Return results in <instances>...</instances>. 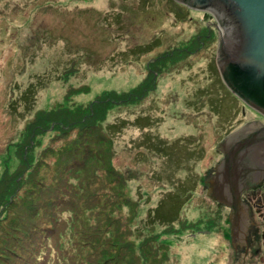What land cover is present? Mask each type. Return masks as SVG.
<instances>
[{
    "label": "rangeland",
    "instance_id": "1",
    "mask_svg": "<svg viewBox=\"0 0 264 264\" xmlns=\"http://www.w3.org/2000/svg\"><path fill=\"white\" fill-rule=\"evenodd\" d=\"M176 2L146 0L141 10L139 0H0V181L5 173L16 171L19 157L14 152L15 144L20 141L19 148L27 145L29 134L19 136L25 126L28 130L27 121L38 108H74L111 91H124L127 100L123 106L111 107L109 120L114 124L115 120L124 119L127 128L115 134L110 125L106 129L108 134L105 129L102 131L106 140L96 139L106 155L97 151L91 135L87 138L89 144L84 143L64 160L67 165L57 170L49 160L51 156L42 158L36 153L32 170L23 178L26 182L15 194L14 204H17L47 196L41 183L59 186L60 197L51 199L50 203L57 201L60 207L50 225L59 232L69 226L71 242L65 241L63 245L52 242L31 263L28 261L34 256V247L28 251L16 245L19 233L14 229L18 224L5 222L4 226L0 225V264H264V202L252 200L261 215L257 253L240 260L237 229L231 223L230 209L208 191L211 169L222 157L213 146L234 124L228 101H223L227 91L215 59L220 40L217 19L211 12ZM106 12L122 13L123 21L110 26L108 22L113 19ZM209 25L213 26L212 36H204L200 43L197 35L208 31ZM158 37H162L158 49L134 54L144 42L152 43ZM87 51L93 54L89 59ZM162 51H167L164 54L167 61L157 57ZM153 74V87L147 90ZM38 77L43 78L42 85L32 90L33 96L31 93L27 96L28 108L24 109L21 101L10 104L13 95H20ZM145 78L148 82L143 84ZM139 83L143 85L136 88ZM134 89L138 90L137 95L143 94L131 103L128 94ZM240 105L242 113L251 110ZM150 108L158 116L157 122L147 126L145 119L134 120L137 115L142 116V111L143 115H151ZM54 133L45 135L43 140ZM149 133L155 138L159 135L155 151L145 147ZM189 134L193 143L182 145L186 156L183 158L195 164L194 172H198L200 184H189L187 188H194L181 194L177 204L181 207L190 197L188 205L191 202L193 207H198L199 214L191 217L183 207L176 211V218H182L179 223H162L163 218L175 216L170 210L169 216L150 222V209L166 198V191H176L175 197L180 195L178 187L183 185L180 180L187 179L190 172L184 169L174 177L158 173L165 174L167 167L166 157L161 156L162 142L180 144L178 137L186 140ZM198 139L202 143L199 147L195 143ZM112 153L115 159L111 164L117 176L111 164L106 167ZM92 155L96 160L88 169L74 170ZM7 163L12 169L5 167ZM119 173L123 175V183ZM53 174L54 181L47 180ZM105 175L107 180L115 176L117 190L105 186ZM99 176L101 181L93 184ZM70 179L79 180L76 190H71L74 187L69 186ZM66 185L69 187L64 190ZM30 186L36 189L33 195L29 194ZM3 194L1 191L0 195ZM259 194L264 195V187ZM244 197L247 198V193ZM65 210L72 213L69 220L62 214ZM4 215L13 218L15 213L5 210ZM198 220L203 222L200 230L194 225L185 226V222Z\"/></svg>",
    "mask_w": 264,
    "mask_h": 264
},
{
    "label": "trees",
    "instance_id": "2",
    "mask_svg": "<svg viewBox=\"0 0 264 264\" xmlns=\"http://www.w3.org/2000/svg\"><path fill=\"white\" fill-rule=\"evenodd\" d=\"M141 1V3H140ZM144 1L146 0H139V7L142 10V2L144 3ZM175 4H179L182 5L179 2H176ZM109 9V8H108ZM111 10V9H110ZM85 10H80L79 12H83ZM105 15H109L110 17H112V22H108V24L110 26H112V24H116V23H120L121 21H123L121 19L122 13L120 12H106L104 13ZM106 20V17H105ZM125 22V21H124ZM123 22V23H124ZM124 27V26H123ZM118 28H121V24L119 25ZM204 36L206 37H210L212 36V32L210 33V31H206L203 33V35H197V39L199 40L200 43L203 42V38ZM162 37H158L156 39V41L152 42V43H147L149 45H147L145 42L143 44L142 47L140 48H136L133 52L134 54H139V53H145L148 51H152V50H156L158 49L160 46V42ZM148 40L150 41L151 39L148 38ZM91 51H87L86 56L88 57V59L90 58V54L89 53ZM167 51H162L160 53L157 54V57L159 59H162L164 61H167V59L165 58V53ZM176 52V51H175ZM93 55V54H92ZM111 56V55H109ZM109 56H107L106 58H109ZM97 57V56H96ZM76 57L73 55V59L75 60ZM90 60L95 61V59L93 57H91ZM113 61V57L111 56V59ZM74 62V61H73ZM76 63V62H74ZM153 63V62H151ZM74 67V65H73ZM219 70V69H218ZM146 79V78H145ZM42 77H38L37 80L34 83H30L28 85V87L20 94V95H13V99L11 101L10 104L14 105L16 104L18 101H21L20 103L24 104V109L28 108L29 104L26 101L27 100V96L29 95V93H31V95L33 96L34 92H32V90L35 87L41 86L42 85ZM155 81V76L154 74L152 75V78L149 79V86L148 88L153 87V85L151 86V84H153ZM148 80L146 79L145 81H143V84L147 83ZM142 83L138 84L136 86V88L140 87L143 85ZM222 85L225 86L224 83H222ZM225 91H229L226 86H225ZM116 90V89H113ZM111 91V90H110ZM139 92L137 89H134L132 91L129 92L128 96L130 99V102H132V100L134 99H139L138 96L141 95H137ZM125 94L124 91L123 93H119L116 91H111V92H106L102 95H99L97 98L94 99H90L87 103H82L74 108H69V107H63V106H58V107H50V108H38L35 112H34V116H32L31 119H29L27 122V128L26 126L23 129L24 131L22 132V134L19 137H24L25 135L29 134L28 137V141H27V145L25 147H20L19 148V144L20 141H18L15 144V148H14V152L16 153V155L19 157V165L16 169V171L12 174L10 173H5L4 174V179H2L0 181V192L4 191V194L1 196L0 195V225L4 226V223L6 222L8 225H11V223H17V228L14 229L16 230L19 234H18V239H15V241H18L19 244H16L18 246H20L23 250H31L34 247L33 253L34 256L32 258L31 261L28 262H34V260L40 258L43 253H44V248L45 247H50L52 242H56L59 245H63L64 242L66 241L71 242L72 238V232L70 227L68 226L67 229L65 231L59 232L55 229H53V227L50 225V220L51 218L54 216L55 213H57V209L58 204L57 201L54 203V201L52 200V202L50 203L51 199H58L59 193H60V188L59 186L56 187V185L54 184V186L50 187V185H47L46 183H41V189L45 190L47 193V196H37V197H32L29 198L28 200L24 201V202H19L17 204H14V197L16 198V192L18 190V188L22 187V185L24 184L23 178H27V175L30 173V171L33 168L34 165V156L35 154H39L40 157L42 158H46L48 156L50 157V161H52L55 165V169H60V166H66L67 162L64 161L67 158H69L70 156H73V154L75 152H77L79 149H81L84 146V143H87V138L91 135L94 137V140H91L92 142H94L98 148L97 151L101 152L102 154H104V148L98 146L97 143H99L97 140H99L100 142L104 140H106V137L104 136L105 134H108L109 132L106 131V129H108V127H110V125L112 126L113 131L115 132V134H121L123 132L125 127L123 120L124 119H120L119 120H115V123H111L108 122L110 120L111 117V107L112 106H116V104H122L119 106H123V102L127 101L125 100ZM132 97V99H131ZM144 97V96H143ZM192 99V96H191ZM223 101L224 100V96H223ZM228 105L230 106V108H233V111L231 113L234 112L235 108L237 107L236 103L231 99L228 101ZM117 107L113 108L114 110ZM35 109V108H34ZM33 109V110H34ZM112 109V110H113ZM28 110V109H27ZM150 113L151 115L145 114L143 115L142 111L140 115H137L134 120L136 119H142L146 121L147 126L152 125L153 123L158 121V116H156L154 114L153 109L150 108ZM135 113V112H134ZM129 120V119H127ZM102 122L106 123L105 125H102ZM159 123V122H158ZM158 123H156L155 125H158ZM103 129H105V134L102 133ZM55 131L56 133H54L53 135H51L47 140H43V138L45 137V135H48L50 132ZM103 136V137H102ZM107 137H109V139H111V141H113V139L111 138V135H108ZM42 138V139H41ZM98 138V139H97ZM147 145L145 146L147 149H150L152 151H155V147H157V144L159 143V135H156V138L153 136V133H149L148 137H147ZM181 140L180 144H177L176 142L171 143V144H165L164 142V136H162L161 141L162 145H161V156L166 157V169H165V174L162 172H158L161 173L163 175L166 176H171L174 177L176 174H178L181 170L184 169H188V171H190L187 174V179H181L180 182L183 183V185L179 188L180 190V195H178L177 197H175L174 195L176 194L175 192L172 191H166L165 195L166 198H164L162 201H160L155 208H151L149 215H148V219L151 222V220H159L162 216H169L168 210H170L171 212L175 213L174 217H165L162 219V223L165 222H169L171 224L179 223L181 222L182 218H176V211L177 209H179L181 211V209L183 207H186V214H189V216L191 217H195L194 215H198L199 214V208L198 207H193L192 203L190 202L188 205V202L191 200V198L189 197V201L185 200V203L181 205V207L177 204L178 203V199L181 198V194H183L184 192H186L189 189H192L194 187H188L189 184H193L194 186H197L200 184V180L199 178H197V174L198 172H194V166L195 164L192 163L191 161H189L188 158H186V160L183 157L185 156V152H184V147L182 148V145L184 144H192L193 141L191 140L192 135L189 136V138H187L186 141L184 140V137H178ZM183 138V139H182ZM97 139V140H96ZM144 142L145 139L143 138ZM182 140H184L185 142H182ZM37 143V144H36ZM197 147L200 146V144H202L200 142V140L198 139L196 142ZM158 148V147H157ZM113 154V153H112ZM106 155V154H104ZM108 156V155H107ZM95 159V156H89L87 157L86 161L82 160V162L79 164V166L77 168H75L74 170H83V169H88V166L91 165V162ZM115 159V155L113 154V156L111 157L110 163H106V167L108 165H110L111 163H113V160ZM96 160V159H95ZM188 161L190 163H192L193 165L189 164ZM114 164V163H113ZM113 164H111V166H113ZM189 166L188 168H186L185 166ZM5 167L7 169H12V166L10 163H7V165H5ZM102 170H105L104 168H101ZM114 169V175H118L116 168L113 166ZM195 175H194V174ZM65 175V174H64ZM35 174H33L32 177H34ZM43 177V176H42ZM41 177V178H42ZM115 177V176H114ZM109 179L107 180V176L105 175L104 177V184L106 187H108L109 190H117V186L114 183L113 179ZM66 178V177H65ZM54 174L52 176V178L47 179V180H51L54 181ZM119 179H120V183H123V175L119 173ZM90 180V179H88ZM99 181H101V177L99 176L98 178H95L93 181L94 183H98ZM119 181V180H118ZM14 183V184H13ZM68 183L70 184L69 186H73L74 188H71V190H76V188L80 185L79 180L78 179H70L68 181ZM203 183V182H202ZM16 184V186H14ZM76 185V187H75ZM8 186V187H6ZM68 185H66L64 187V190H67ZM34 186H30L29 188V194L33 195L36 193V189L33 188ZM92 187L90 188V191L92 192ZM114 188V189H113ZM177 188V190H178ZM185 189L184 191H181V189ZM28 189V188H26ZM172 192V193H171ZM27 193V195H29ZM62 196V195H61ZM159 201V200H158ZM157 201V202H158ZM126 207V205L123 203V209ZM17 208V211H16ZM195 209L196 212L193 213L192 210ZM5 210H12L15 213V216L13 218H7V216L4 215ZM161 210V212H160ZM63 216L65 217L66 220H69L71 216V212L69 210H65L63 211ZM207 222V220H206ZM188 225H194L195 227L199 228H203V222L202 220H198L197 223H193V222H185V226ZM210 227V226H209ZM13 230V227H10ZM212 228V226L210 227ZM200 230V229H199ZM209 231H211V229H209ZM16 233V232H15ZM12 234V233H11ZM17 234V233H16ZM56 236V238L54 239V237ZM40 240V243L39 242ZM28 250V251H29ZM29 258V257H28ZM107 263V262H106Z\"/></svg>",
    "mask_w": 264,
    "mask_h": 264
},
{
    "label": "water",
    "instance_id": "3",
    "mask_svg": "<svg viewBox=\"0 0 264 264\" xmlns=\"http://www.w3.org/2000/svg\"><path fill=\"white\" fill-rule=\"evenodd\" d=\"M176 1L213 13L220 31L216 61L225 84L264 114V0ZM219 147L225 156L207 180L208 191L231 209L241 260L257 253L261 237V215L243 189L264 177V121L252 118L232 129Z\"/></svg>",
    "mask_w": 264,
    "mask_h": 264
},
{
    "label": "flooded vegetation",
    "instance_id": "4",
    "mask_svg": "<svg viewBox=\"0 0 264 264\" xmlns=\"http://www.w3.org/2000/svg\"><path fill=\"white\" fill-rule=\"evenodd\" d=\"M216 63H217V61H216ZM217 67H218V65H217ZM219 69V68H218ZM220 72V71H219ZM220 75H221V73H220ZM221 79L223 80V78H222V76H221ZM223 82H224V80H223ZM224 84H225V82H224ZM241 100V99H240ZM242 101V100H241ZM243 103H245L244 101H242ZM243 114V116H241V117H239V118H237L236 119V121H235V128L236 127H238L239 125H241V124H243V123H245V122H247L248 120H250V119H256V120H260V121H264V114H262L261 112H259V111H257V110H252L251 112H250V115L248 116V117H246L244 114V112L242 113ZM248 118H250V119H248ZM234 129V128H233ZM231 130H228L227 131V134L224 136V137H222V139L220 140V142H222L225 138H227L228 136H229V132H230ZM220 148V147H219ZM221 153H222V157L220 158L221 160H220V162H222V160H223V158H224V156H225V152L220 148V150H219ZM219 162V163H220ZM218 163V164H219ZM215 167V166H214ZM211 171H212V174H213V172L215 171L214 170V168L213 169H211ZM211 174V175H212ZM264 187V177L263 178H261V179H259V180H257V181H255V182H253V183H251L247 188H244L243 189V197H244V193H247V198H249V199H254V201L256 200V201H258V202H264V195L263 196H261L260 194H259V192H260V190H261V188H263ZM230 212H231V210H230ZM237 219V218H236ZM237 229V228H236ZM236 235H237V233H236ZM236 243V242H235Z\"/></svg>",
    "mask_w": 264,
    "mask_h": 264
},
{
    "label": "bare ground",
    "instance_id": "5",
    "mask_svg": "<svg viewBox=\"0 0 264 264\" xmlns=\"http://www.w3.org/2000/svg\"><path fill=\"white\" fill-rule=\"evenodd\" d=\"M217 65H218V68H219V71H220V73H221V76H222V78H223V72H222V67L221 66H219V64L217 63ZM224 80V79H223ZM225 82V81H224ZM235 220H237V219H235ZM232 228V227H231ZM237 228V227H236ZM231 231V230H230ZM212 236V235H211ZM232 236V235H231ZM203 237V239H205L206 238V236L204 237V236H202ZM202 237H199V238H202ZM213 239V238H212ZM201 240V239H200ZM210 242H212V241H209V243ZM201 243H205V242H201ZM208 243V242H207ZM212 244V243H211ZM233 247V246H232ZM234 248V247H233Z\"/></svg>",
    "mask_w": 264,
    "mask_h": 264
}]
</instances>
